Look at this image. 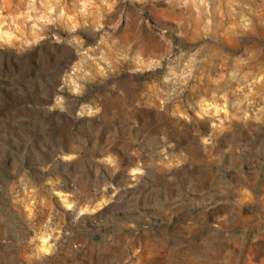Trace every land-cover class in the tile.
I'll list each match as a JSON object with an SVG mask.
<instances>
[{"label":"rangeland","instance_id":"rangeland-1","mask_svg":"<svg viewBox=\"0 0 264 264\" xmlns=\"http://www.w3.org/2000/svg\"><path fill=\"white\" fill-rule=\"evenodd\" d=\"M10 228L55 264H264V0H0Z\"/></svg>","mask_w":264,"mask_h":264},{"label":"crops","instance_id":"crops-1","mask_svg":"<svg viewBox=\"0 0 264 264\" xmlns=\"http://www.w3.org/2000/svg\"><path fill=\"white\" fill-rule=\"evenodd\" d=\"M37 236V235H36ZM3 237H0V240ZM7 241L14 240L18 245L6 244L0 246V264H55L56 255L34 256L31 245H26L27 236L15 234V229H9Z\"/></svg>","mask_w":264,"mask_h":264}]
</instances>
